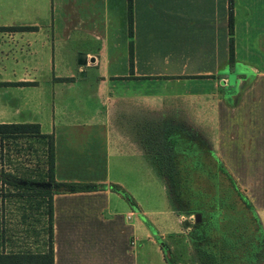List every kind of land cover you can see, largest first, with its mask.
Segmentation results:
<instances>
[{"label":"crops","instance_id":"crops-1","mask_svg":"<svg viewBox=\"0 0 264 264\" xmlns=\"http://www.w3.org/2000/svg\"><path fill=\"white\" fill-rule=\"evenodd\" d=\"M229 11V0H132L130 38L128 0H0V123L53 135L56 183L105 185L53 194L55 264H138L131 220L145 212L132 204L104 215L112 185L123 189L108 171L112 150L180 181L171 208L204 200L203 188H188L196 163L212 166L248 210L264 208V0H233V65ZM158 165L175 167L167 176ZM216 204L203 249L239 264L220 261L236 242ZM177 221L175 235L189 240L192 221ZM154 235L166 264L164 236Z\"/></svg>","mask_w":264,"mask_h":264},{"label":"rangeland","instance_id":"rangeland-1","mask_svg":"<svg viewBox=\"0 0 264 264\" xmlns=\"http://www.w3.org/2000/svg\"><path fill=\"white\" fill-rule=\"evenodd\" d=\"M98 23L100 25L102 21ZM77 103L76 100L72 102L74 108L79 109ZM194 146L197 148L196 142ZM109 157L108 171L111 181L121 185L130 198H125L114 190L104 215H108L110 209L130 211L132 204L145 212L144 219H138L133 213L131 220L136 228L133 237L138 239L133 247L138 264H165L160 259L158 244L153 242L157 232L164 236H157V239L165 254L166 264H202L198 255L201 252L198 241L202 240L203 222L214 217L211 208L218 201L224 209V221L229 226L227 229H230L228 232H232L227 238L234 236L236 242L235 254L226 253L220 261L225 257L229 261L239 258V264H264V208L257 207L260 209L255 212L242 206L232 186L218 177L219 175L216 176L212 166L196 163L194 168H198L199 172L195 177L199 180L193 182L194 179V186H188L196 191H202L203 188L206 195L204 200L194 194L192 202L189 203L190 207L178 202L171 208L169 196L173 195L170 192L180 193V181L162 180L154 171L155 167L137 164L128 157H119L114 154V150ZM46 160V139L41 136L25 135L0 139V251L43 253L48 250L47 199L38 189H33L53 188L49 183ZM100 168L102 167H99V173L102 171ZM158 168L157 172L162 170L167 176L174 171L173 167L170 171V167L166 165L160 166L161 170ZM15 184L21 187H16ZM196 213L201 214L199 222H194L193 216ZM215 214L218 219V214ZM179 215H188L192 221L189 240L174 233L179 228L178 221L176 222ZM218 251L217 249V254Z\"/></svg>","mask_w":264,"mask_h":264},{"label":"trees","instance_id":"trees-1","mask_svg":"<svg viewBox=\"0 0 264 264\" xmlns=\"http://www.w3.org/2000/svg\"><path fill=\"white\" fill-rule=\"evenodd\" d=\"M230 4V11H229V33L230 37V65H233V39H232V31H233V24H234V17L232 12V4L233 0H229ZM128 20H129V36L132 37V0H128ZM129 54L130 58L132 57V40L129 43ZM232 67V66H231ZM69 78H65L68 80ZM25 84V83H18ZM25 135H35L41 136L46 139L47 145V169L49 173V183L53 188L51 189H43V188H35L38 189L39 192L46 197L47 199V206H48V236H49V243H48V250L43 253H34V252H4L0 251V264H55L54 257H53V194L61 193V192H80V191H87V190H94L97 187L104 188L105 185L100 184L99 186L96 185H85L81 183H56L54 180V160H55V150H54V137L52 134H44L40 131V125L37 123H0V139L9 138V137H20ZM159 166V165H158ZM156 166V168H158ZM163 166V165H160ZM160 169L161 170V168ZM171 168L175 166L166 165ZM160 172V171H158ZM173 172V171H172ZM162 173V170L161 172ZM16 187H21L15 184ZM112 189L115 191H119L122 196L128 199L130 196L126 195L124 189L120 188L117 185H112ZM132 200V198H131ZM204 231V230H203ZM202 235V234H201ZM197 242V241H196ZM203 235L202 240L198 241L201 252L198 253L199 260L202 264H218L217 258L215 257H207L206 252L203 249ZM165 255V254H164Z\"/></svg>","mask_w":264,"mask_h":264},{"label":"water","instance_id":"water-1","mask_svg":"<svg viewBox=\"0 0 264 264\" xmlns=\"http://www.w3.org/2000/svg\"><path fill=\"white\" fill-rule=\"evenodd\" d=\"M91 61H93V58L91 59ZM77 64L79 66H85L87 64V54L83 53V52H78L77 53ZM79 76H85V72H79ZM193 219L195 222H199L201 220V214L196 213L193 216ZM188 222L185 221V224H187Z\"/></svg>","mask_w":264,"mask_h":264},{"label":"flooded vegetation","instance_id":"flooded-vegetation-1","mask_svg":"<svg viewBox=\"0 0 264 264\" xmlns=\"http://www.w3.org/2000/svg\"><path fill=\"white\" fill-rule=\"evenodd\" d=\"M195 222V221H194Z\"/></svg>","mask_w":264,"mask_h":264}]
</instances>
